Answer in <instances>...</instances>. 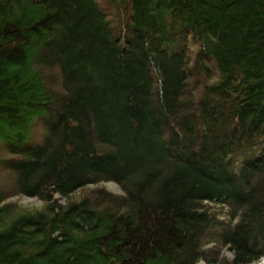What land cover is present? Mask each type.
<instances>
[{
    "label": "trees",
    "instance_id": "trees-1",
    "mask_svg": "<svg viewBox=\"0 0 264 264\" xmlns=\"http://www.w3.org/2000/svg\"><path fill=\"white\" fill-rule=\"evenodd\" d=\"M263 256L264 0H0V264Z\"/></svg>",
    "mask_w": 264,
    "mask_h": 264
},
{
    "label": "rangeland",
    "instance_id": "rangeland-1",
    "mask_svg": "<svg viewBox=\"0 0 264 264\" xmlns=\"http://www.w3.org/2000/svg\"><path fill=\"white\" fill-rule=\"evenodd\" d=\"M96 185L103 186V187H105V188H107V189H109L111 191H114V192H121V189L118 186V184L115 183L114 181H111V180L102 181V182L97 183V184H89L85 188H89V187L96 186ZM85 188H80V189L76 190L75 194L81 192ZM7 199L16 200L22 206H37V207H39V206H41L43 204L42 200H40L39 198H37L35 196H28V195H25V194H14V195L9 196ZM59 201L63 202L64 198H60ZM222 252L226 256H231V251L227 247H223ZM261 258H259L258 260L253 261V263L250 262V264H255V263H258V262H261L262 260H264V258H262V259ZM198 264H205V263L203 261H199Z\"/></svg>",
    "mask_w": 264,
    "mask_h": 264
},
{
    "label": "bare ground",
    "instance_id": "bare-ground-1",
    "mask_svg": "<svg viewBox=\"0 0 264 264\" xmlns=\"http://www.w3.org/2000/svg\"><path fill=\"white\" fill-rule=\"evenodd\" d=\"M255 264H264V260H262L261 262L255 263Z\"/></svg>",
    "mask_w": 264,
    "mask_h": 264
}]
</instances>
